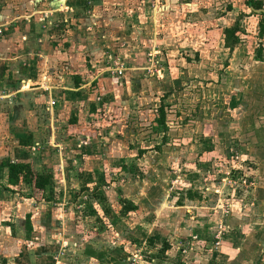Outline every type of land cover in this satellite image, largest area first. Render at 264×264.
I'll list each match as a JSON object with an SVG mask.
<instances>
[{"label":"rangeland","instance_id":"374dc122","mask_svg":"<svg viewBox=\"0 0 264 264\" xmlns=\"http://www.w3.org/2000/svg\"><path fill=\"white\" fill-rule=\"evenodd\" d=\"M8 1L17 11L7 14L5 0H0V69L5 62L7 74L16 71L53 92L77 70L88 69L99 78L123 77L131 69L155 76L171 74L155 80L167 82L165 90L159 85L158 90L144 91L138 79L137 95L121 87L106 93L91 85L64 119L57 117L58 111L45 113L43 103L22 94L0 104L2 118L14 120L11 128L37 133L41 145L36 147L35 168L53 175L48 198L54 204L49 207L76 215L77 237L72 240L77 249L66 257L91 264L85 258L88 251L103 249L120 262L105 255L89 256L102 264H264V156L255 155L256 148L264 152L263 73L254 82L263 85L255 88L262 89L261 94L256 96L251 89L240 110L227 107L231 84L216 87V81L218 77L229 81V70L224 57L213 56L214 51L221 55L218 41L224 25L213 28L214 18L225 15L227 5L239 15L244 0H108L101 12L95 13L92 6L87 26L78 28L72 25V16L54 18L28 11L30 0ZM240 17L247 36H256L257 18ZM255 42L249 50L256 48ZM172 76L178 79L171 91ZM30 84L20 86L36 87ZM164 104L166 121L161 125L158 109ZM75 115L81 117L80 123L66 125ZM36 116L43 126L32 124ZM50 127H57L55 136ZM78 136L85 139L76 143L80 148L69 143ZM6 137L1 131L0 155L8 150L15 157ZM62 149L75 157L68 154L72 162L66 167L67 186L63 169L41 157ZM92 160L97 163L96 175L88 173ZM82 186L98 188L111 213L105 214L85 190L87 197L78 210L74 198ZM124 200L137 207L125 217L121 215ZM95 217L102 219L98 232L91 222ZM116 217L118 223L113 221ZM85 241L95 248L83 250L80 245Z\"/></svg>","mask_w":264,"mask_h":264},{"label":"crops","instance_id":"0c3cea01","mask_svg":"<svg viewBox=\"0 0 264 264\" xmlns=\"http://www.w3.org/2000/svg\"><path fill=\"white\" fill-rule=\"evenodd\" d=\"M100 1L101 6L98 5ZM106 1L108 0H30V2L28 1L30 5L28 11L51 15L54 18H69L72 16V25L76 26L77 28L81 26L86 27L88 24V20L91 19L90 15L92 14L93 10H95V13L96 9L101 12L102 6L105 5L104 2ZM255 1L263 2V8L254 9L251 6H248L247 0H244L245 9L239 11V15L242 14L247 19H251L252 17L257 18L258 30L256 34H254L256 36H251V33L250 36H247L248 32H244L242 30L237 34L240 43L234 48L233 51H230L228 48H226L225 29L233 27L235 25V22H237L238 20L240 22V27L243 28V25H241L243 21L238 19L239 15L237 13L235 14L234 7L232 5H227V9L225 10L226 13L224 12L225 15L218 19L214 18L215 21L212 22L213 28H215L214 26L216 24H218L219 26H221V24H224L220 29L222 39L218 41V50L220 51L221 55H217V52L214 51L213 56L214 58H216L217 56L224 57L223 59L225 60L226 70H229L228 74L230 76L229 81L226 79L219 80L220 78L218 77V80L216 81L218 85L216 87H226L228 83L231 84V99L228 100L227 107L236 106L235 109L238 110L242 108L241 105H244L245 101L247 102V95H250L251 89H255L256 87L260 88V86L263 87V85H255L254 82L258 78L257 75L261 76V73H263L261 77H263L264 82V36L262 38L259 37V23L264 13L257 12V10H264V0ZM3 6L7 14H13L14 11H17V6L14 2L5 0V4ZM92 6L94 8L93 10ZM12 7L14 8V10H11ZM189 12H195V9H190ZM248 39L256 41L254 43L257 48L256 53V48H254L252 51L249 50V45L252 44V41L250 43ZM50 40L53 43H56L52 39ZM64 42L66 43L67 47L70 45L69 41H67V38L64 40ZM53 46L57 48L58 45ZM260 49L261 52H259ZM260 53L262 54L259 58ZM249 56L250 58L248 59L247 57ZM86 58L87 57H85V59ZM4 64L5 62L2 63V66L4 67L0 69V71L2 70L0 72V98H3L2 100H0L1 105L3 104L2 102H7V100L10 98H12V100L14 98L16 99L17 95L22 94L25 98L27 97L31 99L32 97L35 102L43 103L42 108L45 110V113L52 114L53 111H58L61 114H58L59 116L57 117L63 119L66 115L69 114V112H72L71 108L75 107L73 106L75 100L80 101L79 96L87 94L91 91V89L88 88L91 85L96 84L106 93L118 90V87H121V89L127 91V93L129 92L132 95H137L138 93L136 91L138 90V87L136 86L138 85H136V83L138 79H142L141 84L144 91L152 89L158 90L159 85L160 88H163L165 90V88L168 87L167 82L164 84H157L155 83V80L157 77L161 76H163L161 79L164 80L165 78H169V75H171L170 73L165 75L164 72H161V75L159 76L141 74L139 70L131 69L126 72L125 76L123 77H113L111 75H105L99 78L94 77V75H91V72L88 71V69L82 71L77 70L74 74L70 76V80L67 83L62 82L64 85L59 86L53 92L47 91V88L43 87L42 84L38 82H31V80H29L26 75H21L19 73V76H17L16 71L7 74L8 69L7 67H5ZM87 66L88 64H86V67ZM210 70L212 71L211 68ZM209 73L210 71L207 72V74ZM86 77H88L89 79L87 78V80H84ZM175 78L178 79L177 76H172V78H170L171 91L173 90V85L175 87L177 86V79ZM189 78H192V76L189 75ZM182 79L183 77L181 76L179 80ZM37 80L38 79L36 78L35 81ZM26 82H30V85H36V87H32L26 90L27 85L20 86L21 83L26 84ZM209 85H211V83ZM12 90L14 91L13 93H11ZM261 93L262 89H255L256 96ZM19 98L25 99L22 97H18V99ZM232 98H234V100H232ZM231 100L232 102L230 103ZM21 103H23V101ZM16 105L17 110H19L20 105H18L17 103ZM91 105L92 108L95 110V106L93 104ZM77 118H73L71 124L69 123L66 125L77 126V123H80L79 120L81 119V117L77 116ZM67 119L70 122V117H68ZM53 121L57 124V127H60L61 130L65 131L63 125L62 127L59 125L60 122H57L55 120ZM13 122L14 120H7V117L2 118V115L0 114V132L3 131L4 134L7 136L5 140H11L13 144V150L15 151V157L12 155L11 151L9 152L8 150L5 151V155L3 157L0 155V264H84L83 262L75 263L74 261L66 257L67 253H71L72 250L74 251L75 249H77V247H73L74 244L72 240V238L75 239L77 237V225L75 224L74 220L76 218V215L72 214L71 212H69L68 215H63L60 213L62 209H53L52 207H49L50 204H54L52 200L37 203L33 196L32 187L28 183L23 182V179H20V183L16 186L9 185V172L7 167L12 163H31L33 164L32 169L40 173V171L35 168L37 159L34 158V155L37 152L36 147H39L41 145V142L37 140V133L35 129L31 131H27L26 128H18L14 130L13 128H11V124H13ZM32 124L38 126L44 125V123L41 124V119H38L37 116L36 120H34ZM57 127H55V129L54 127H50L51 129H54L52 131V134L54 136L56 135V133H58V129H56ZM96 137L97 135L95 134L93 136V139ZM51 138H47V144L50 143ZM90 139L91 138H89V140ZM21 140L25 141V144H22ZM82 140L85 142L84 138L78 136L76 140H72L69 143H72L73 146L75 145L76 147L80 148L81 146L79 147L78 145H76V143L78 144ZM65 141L66 140H63L62 143L69 144ZM49 146H45L47 150L49 149ZM260 153V156H264L262 148H256L255 155L259 156ZM45 154L47 153H44L43 156L41 155V157L47 158L49 161L48 164H51L53 162V164H57L58 167H61L63 169V173L65 175L64 186H67L69 182L66 179V173L68 172V170L66 171V167H68L69 163L72 162V159L68 157V154L72 156L71 153L62 149L61 152L58 150L54 151V153L48 154L47 156ZM75 156L78 157L79 155ZM95 156L96 155L92 154L91 159H95ZM72 157L75 158L74 156ZM90 162H93L94 166H90V168L88 169V173L96 175L97 163H95L94 160ZM43 163L47 164V161ZM10 186L12 187L13 192L5 191V189ZM85 186L81 187L77 195L75 194L74 202L78 210H82V199L87 197V195H85L86 193H84L85 191H83ZM7 196H9L8 199ZM11 196L13 197L11 198ZM65 197H67L66 193ZM139 200L141 201L140 198ZM55 204L63 205V207L66 206L65 204L61 203ZM81 212L82 211H79V213ZM91 222H95L94 225L96 227L99 223L101 226L102 219L100 217H95L94 221ZM96 227L94 228V231L97 229L98 232L99 227ZM38 242H41V244H38ZM93 245L94 244H92L91 242L85 241L83 245H80V247H84L83 250H85L87 246ZM93 247L95 248V246ZM105 253L106 251L103 249H91V251H88L89 255H105L109 259H114L115 261L120 262L119 259L114 257L112 253H106L108 254V256ZM82 254L84 255V251L82 252ZM89 255L88 258L85 257L89 260V263L102 264L96 258L90 257Z\"/></svg>","mask_w":264,"mask_h":264},{"label":"trees","instance_id":"16d2710c","mask_svg":"<svg viewBox=\"0 0 264 264\" xmlns=\"http://www.w3.org/2000/svg\"><path fill=\"white\" fill-rule=\"evenodd\" d=\"M248 6L253 7L254 9H262L263 8V2L255 1V0H247ZM241 20V17L239 18ZM260 27V34L259 37L264 36V15H262V19L259 23ZM242 31V28L240 27L239 20L235 23V25L231 28L225 29V35H226V48H228L230 51H233L234 48L240 43L239 37H237V34ZM261 52V49L260 51ZM261 57V53L259 55V58ZM258 58V59H259ZM77 84V83H76ZM166 105H162L158 111L160 112V119L157 121L159 124L164 125L166 121ZM22 144H25V141L21 140ZM8 179L9 183L13 185H18L20 183V179H22L23 176V182L28 183L33 190V196L37 203L46 202L49 201L50 198H48V192L49 188L53 181V175L50 172H41L38 173L30 168L29 165L26 164H10L8 167ZM26 172V174H25ZM98 188H88L84 189L85 191H88L92 197L95 198V200L102 206L104 209L105 214H110L111 209L106 205V199L101 191L97 190ZM83 190V191H84ZM137 209L136 205L128 200L122 201V209H121V215L127 216L130 214V212H134ZM114 223L119 222V218L116 217L113 219Z\"/></svg>","mask_w":264,"mask_h":264},{"label":"water","instance_id":"95a60500","mask_svg":"<svg viewBox=\"0 0 264 264\" xmlns=\"http://www.w3.org/2000/svg\"><path fill=\"white\" fill-rule=\"evenodd\" d=\"M257 12H259V13H264V10H259V11L257 10Z\"/></svg>","mask_w":264,"mask_h":264}]
</instances>
